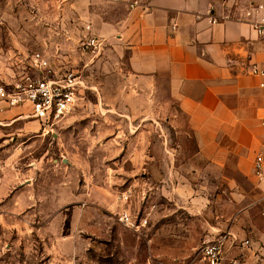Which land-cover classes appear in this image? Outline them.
<instances>
[{
	"label": "rangeland",
	"instance_id": "rangeland-1",
	"mask_svg": "<svg viewBox=\"0 0 264 264\" xmlns=\"http://www.w3.org/2000/svg\"><path fill=\"white\" fill-rule=\"evenodd\" d=\"M65 1L0 0V81L35 51L86 80L75 109L46 128L0 102V264H208L200 248L238 224L247 246L264 223L258 151L243 172L200 155L162 107L176 105L165 79L143 82L111 44L84 52V0ZM124 210L138 225L120 222Z\"/></svg>",
	"mask_w": 264,
	"mask_h": 264
},
{
	"label": "crops",
	"instance_id": "crops-1",
	"mask_svg": "<svg viewBox=\"0 0 264 264\" xmlns=\"http://www.w3.org/2000/svg\"><path fill=\"white\" fill-rule=\"evenodd\" d=\"M263 2L84 0L78 15L118 53H128L129 70L143 82L165 79L176 105L162 107L175 110L169 121L189 130L200 155L219 165L233 161L243 172L246 156L264 154L263 91L250 71L254 63L264 67V35L244 19L248 8ZM63 3L64 9L71 4ZM17 107L24 110L20 118L28 116L29 107ZM258 201L264 216V193ZM248 231L251 243L238 247L246 233L238 224L229 245L242 256L240 264H264V223ZM229 254L227 263L237 256Z\"/></svg>",
	"mask_w": 264,
	"mask_h": 264
},
{
	"label": "built area",
	"instance_id": "built-area-1",
	"mask_svg": "<svg viewBox=\"0 0 264 264\" xmlns=\"http://www.w3.org/2000/svg\"><path fill=\"white\" fill-rule=\"evenodd\" d=\"M258 36L264 35V2L254 4L246 10L244 18ZM82 41V49L99 55L105 50L107 42L91 31L90 25ZM29 68L20 75L12 76L9 80L0 81V100L6 107L27 106L30 108L28 116L33 117L43 128L55 125L66 118L76 107L81 90L86 87L85 79L79 68L61 66L58 68L47 54L35 51L30 56ZM251 73L259 78V86L263 91V106L261 108V124L264 128V67L254 63L250 67ZM254 176L264 187V154L258 153L253 164ZM119 220L127 227L138 225L132 214L124 210L119 214ZM147 218L140 221V225L147 223ZM237 237L227 231L216 240L206 242L200 248V254L208 264H240L239 255L226 262L225 249L229 243H235ZM249 244V240H245Z\"/></svg>",
	"mask_w": 264,
	"mask_h": 264
}]
</instances>
